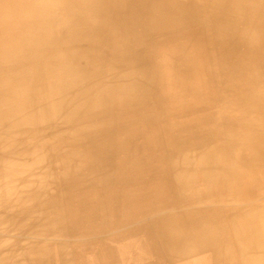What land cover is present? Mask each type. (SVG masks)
I'll use <instances>...</instances> for the list:
<instances>
[{"label": "rangeland", "instance_id": "rangeland-1", "mask_svg": "<svg viewBox=\"0 0 264 264\" xmlns=\"http://www.w3.org/2000/svg\"><path fill=\"white\" fill-rule=\"evenodd\" d=\"M52 1L0 19V264H264V0Z\"/></svg>", "mask_w": 264, "mask_h": 264}, {"label": "bare ground", "instance_id": "bare-ground-1", "mask_svg": "<svg viewBox=\"0 0 264 264\" xmlns=\"http://www.w3.org/2000/svg\"><path fill=\"white\" fill-rule=\"evenodd\" d=\"M258 1H262V0H248V2H250V4H255V3H257ZM34 2L35 3H37V0H34ZM43 2L44 1H41V3L43 4ZM27 4H29V3H27L26 2V0H0V19H2V20H5L6 19V25L7 24H9L10 23V20L11 19H16V18H18V17H23V15H25V14H29V12H27L28 10H30V5H28V7L26 8L25 7V5H27ZM50 4H57V0H53L52 2H50ZM181 7V6H180ZM183 7V6H182ZM53 8H54V6H53ZM251 9H252V7H251ZM262 10L264 11V6L262 7ZM183 11V10H182ZM191 13V12H190ZM257 17L261 20V26H263L262 25V23H263V21H264V18H263V13H261L260 14V12H257ZM23 18H28L27 16H24ZM224 18V17H223ZM223 21H225V20H223ZM217 23V22H216ZM215 24V23H214ZM5 25V24H4ZM217 25V24H216ZM8 27H9V25H7ZM224 26V25H223ZM5 27V26H4ZM3 27V28H4ZM225 28V27H224ZM14 29V28H13ZM3 30V29H2ZM5 30V29H4ZM19 28L18 27H15V32H13L12 34H10V32H8V31H4V33L2 34V32L3 31H1L0 32V52L2 51V50H4V52H7L9 55L7 56V62H9V60H11L16 54L14 53V48L12 47V45H15V43H12V42H15V37H16V35H17V33H19ZM213 32H214V30H213ZM222 32V31H221ZM235 33V32H234ZM247 34H248V32H247ZM65 35V34H64ZM227 35V34H226ZM235 35H237V33L235 34ZM241 35H243V34H241ZM238 36V35H237ZM234 38V37H233ZM235 39V38H234ZM240 39V38H239ZM263 40V39H262ZM225 41V40H224ZM264 41V40H263ZM262 41V42H263ZM9 42V44H8V46L5 48V47H3L2 46V43H8ZM261 42V43H262ZM243 45V44H242ZM246 45V44H245ZM253 45H254V43H253ZM258 45V44H257ZM248 47V46H247ZM261 48H262V46H261ZM245 50V49H244ZM246 51V50H245ZM247 53V52H246ZM18 55H19V53H18ZM25 55V54H24ZM247 55V54H246ZM250 55V54H249ZM248 56V55H247ZM0 58H1V56H0ZM6 58V57H5ZM3 59H4V57H3ZM13 60V59H12ZM191 61V60H190ZM17 62V61H16ZM15 63V62H14ZM10 64H11V62H10ZM8 67L10 66V65H8V64H6ZM12 66H13V64H12ZM223 67V66H222ZM224 69V68H223ZM223 71H225V70H223ZM25 74V73H24ZM228 74V73H227ZM229 75V74H228ZM24 76V75H23ZM229 78V77H228ZM227 78V79H228ZM1 79V78H0ZM15 79V78H14ZM231 79V78H230ZM229 79V80H230ZM2 82V81H1ZM5 82V81H4ZM227 82H228V80H227ZM232 84V83H231ZM18 85H20V84H18ZM143 85V84H142ZM229 85V84H228ZM13 86V85H12ZM25 86H26V84H25ZM32 86V85H31ZM46 86V85H45ZM18 87V86H17ZM231 87V86H230ZM117 88V87H116ZM120 90V89H119ZM256 90V89H255ZM196 91V90H195ZM111 92H112V90H111ZM26 93V92H25ZM254 93H255V91H254ZM253 93V94H254ZM31 94V93H30ZM112 94V93H111ZM249 95H251V94H249ZM2 96V95H1ZM31 98H33V97H31ZM254 99V98H253ZM4 100V99H3ZM251 100H252V98H251ZM19 101H20V99H19ZM26 101H27V99H26ZM210 102H211V100H210ZM115 103V102H114ZM201 103V102H200ZM108 104V103H107ZM8 105H9V103H8ZM26 105H27V103H26ZM190 105V104H189ZM2 106V105H1ZM177 108V107H176ZM117 113V112H116ZM6 114V113H5ZM61 114V113H60ZM264 114V113H263ZM5 116V115H4ZM150 118V117H149ZM260 118H261V116H260ZM18 119V118H17ZM145 119V118H144ZM208 119V118H207ZM263 119H264V117H263ZM3 120H5V119H3V118H1L0 117V121L1 122H3ZM60 120V119H59ZM254 120V119H253ZM17 122H20L19 120H17L16 121V124H17ZM22 122V121H21ZM136 122V121H135ZM11 123H13V121H11L10 120V124ZM133 123V122H132ZM15 124V125H16ZM27 124V123H26ZM30 125V124H29ZM126 125V124H125ZM130 125V124H129ZM186 125V124H185ZM117 127V126H116ZM29 129V128H28ZM249 130H250V132H252V135L253 134H257V135H259V134H261V132L262 131H264L263 129H259V125L257 126V128H256V126L254 125V123L252 122V127H250L249 126ZM29 134V133H28ZM27 134V135H28ZM199 135V134H198ZM20 136L22 137V134H20ZM185 136V135H184ZM191 136V135H190ZM65 137V136H64ZM27 138V137H26ZM38 138V137H37ZM188 138H190V137H188ZM38 140V139H37ZM180 140H181V136H179V137H172L171 136V141H170V143H169V145H173V144H178L179 142H180ZM187 140V139H186ZM185 140V141H186ZM220 140V139H219ZM183 141V140H182ZM189 141V140H188ZM187 141V142H188ZM50 143V142H49ZM181 143V142H180ZM213 143V142H212ZM263 144H264V142H263ZM43 145H45L44 143H43ZM58 145V144H57ZM56 145V146H57ZM163 145V144H162ZM209 145V144H208ZM192 146H193V144H192ZM51 147V146H50ZM170 146H168V148H169ZM205 147V146H204ZM39 148V147H38ZM170 149V148H169ZM190 149V148H189ZM189 149H187L186 150V152H185V154L190 158V159H192V157H191V155H193V152L195 151L194 149L193 150H189ZM201 149V147L200 146H198V148H197V150H200ZM56 151V150H55ZM58 151H60V150H58ZM44 152V151H43ZM140 152V151H139ZM57 153V152H56ZM149 153V152H148ZM181 153V152H180ZM201 153H206V154H204V160L203 159H201V161H203V162H201L202 163V170H200L199 171V173L200 174H202V171L204 172V171H206L207 172V170L208 169H211L212 170V168L213 169H215V165H216V157L214 156V154H215V151L214 150H212L211 151V147L210 146H206V148L205 149H202V151H201ZM178 153H177V151H174V150H171L170 151V158H172V157H174V156H176ZM128 155V154H127ZM194 158V157H193ZM27 159H25V164L27 165V161H26ZM128 160V159H127ZM186 161H188V158L186 159ZM192 161V160H191ZM232 161V160H231ZM228 162V161H227ZM223 163V162H222ZM114 165V164H113ZM227 166H228V164H226ZM225 165V166H226ZM233 165H235V164H233ZM23 166V165H22ZM29 166V164L27 165V167ZM200 168V167H199ZM218 168V167H217ZM233 168V167H232ZM165 169V168H164ZM219 169V168H218ZM166 170V169H165ZM184 170H186L185 168H184ZM228 174V173H227ZM175 175V177L177 176V174L175 173L174 174ZM196 175V174H195ZM107 177V176H106ZM125 177V176H124ZM124 177H122V178H124ZM204 178V177H203ZM130 179V178H129ZM233 179H234V177H233ZM29 180V179H28ZM32 182V181H31ZM59 182V181H58ZM61 183V182H60ZM185 183V182H184ZM183 183V184H184ZM182 184V185H183ZM186 184V183H185ZM176 186H178L179 187V185L178 184H175ZM32 186H33V184H32ZM137 187V186H136ZM149 187V186H148ZM190 187H191V185H187L186 186V191H188V190H190ZM134 189H136V188H134ZM152 189V188H151ZM116 192V191H115ZM92 193V192H91ZM114 193V192H113ZM90 195V194H89ZM88 195V196H89ZM95 195V194H94ZM42 197V196H41ZM43 198V197H42ZM51 198V197H50ZM185 198V197H184ZM34 203V202H33ZM40 205V204H39ZM45 205V204H44ZM129 205V204H128ZM131 205V204H130ZM132 208V207H131ZM260 208H263V207H260ZM12 210H14V209H12ZM17 210V209H16ZM20 210V209H19ZM33 210V209H32ZM124 210H126V209H124ZM26 212V211H25ZM28 212V211H27ZM19 213V212H18ZM125 213V212H124ZM251 213H252V211H251ZM259 213H261V212H259ZM261 215V214H260ZM250 216H251V214H250ZM262 216H263V218H264V212H262ZM172 218V217H171ZM197 218H198V216H197ZM120 219V218H119ZM169 220H171V219H169ZM171 222V221H170ZM41 226H42V229L43 228H48V225H45L44 226V223H43V221H41V219L39 220V222H38ZM185 223V222H184ZM255 223V222H254ZM169 224V223H168ZM167 224V225H168ZM165 225V224H164ZM166 226V225H165ZM203 226V225H202ZM55 227V226H54ZM199 227V226H198ZM135 228H137V227H135ZM165 228V227H164ZM167 228V227H166ZM200 228V227H199ZM204 228V227H203ZM207 229V228H206ZM200 230V229H199ZM133 231V230H132ZM162 231V230H161ZM163 232V231H162ZM264 232V231H263ZM176 233V232H175ZM254 233V232H253ZM160 234H162V233H160ZM201 235V234H200ZM205 235V234H204ZM164 236V235H163ZM162 236V237H163ZM213 236V235H212ZM241 236V235H240ZM260 236V235H259ZM202 237V236H201ZM181 240L180 242L182 243V244H186V242L184 243V241H186V239H185V235H180V234H174V237L173 238H170V240L173 242V244H176V241L175 240ZM208 239H209V237H208ZM263 240V239H262ZM190 241V240H189ZM201 241V240H200ZM167 242H169V240H168V238H167ZM189 244V243H188ZM197 244V243H196ZM210 244V243H209ZM263 244V243H262ZM179 245V244H178ZM206 245V244H205ZM208 245V244H207ZM206 245V246H207ZM214 244H212V246H213ZM187 246V245H186ZM197 246V245H196ZM195 246V247H196ZM200 246H201V244H200ZM203 246H204V244H203ZM206 246H205V249H206ZM215 246V245H214ZM260 246V245H259ZM264 246V245H263ZM180 247V246H179ZM182 247V246H181ZM183 248V250H182V252L184 251V250H186L184 247H182ZM208 248V247H207ZM210 248V247H209ZM194 249V248H193ZM193 249H192V251H193ZM196 249V248H195ZM261 249V248H260ZM187 250H188V248H187ZM199 250V249H198ZM202 250H204V249H202ZM175 251V250H174ZM178 251V250H177ZM211 251V250H210ZM214 251V250H213ZM217 251V250H216ZM199 252V251H198ZM202 252V251H201ZM207 252V251H206ZM177 253V252H176ZM193 253V252H192ZM208 253V252H207ZM258 253H260V252H258ZM257 253V254H258ZM209 254V253H208ZM264 256V255H263ZM217 257H215V259H216ZM174 259V258H173ZM205 259V258H204ZM31 260V259H30ZM209 260H210V258H209ZM219 260V259H218ZM42 261V260H41ZM207 261V260H206ZM215 261H217V260H215ZM259 261V260H258ZM257 261V262H258ZM210 262V261H209ZM191 263V262H190ZM206 263H208V262H206ZM38 264H43L42 262H40V260H39V262H38ZM215 264V263H214ZM255 264H256V262H255Z\"/></svg>", "mask_w": 264, "mask_h": 264}, {"label": "crops", "instance_id": "crops-1", "mask_svg": "<svg viewBox=\"0 0 264 264\" xmlns=\"http://www.w3.org/2000/svg\"><path fill=\"white\" fill-rule=\"evenodd\" d=\"M173 169H174V171H176V168H175V166L173 167ZM186 184H185V183ZM184 183V184H183ZM175 184H178L179 185V187L178 186H176ZM183 184V185H182ZM174 185H175V187L179 190V189H181V188H184V187H182V186H187V185H190L189 184V180L187 179V178H182L180 175H178L177 174V176L175 177V180H174ZM179 195V194H178ZM180 196V195H179ZM182 198V197H181ZM169 240V242H167V245H170V244H173V242L170 240V238L168 239ZM176 241V244H181L180 243V239L177 241V240H175ZM172 247V246H171ZM181 250H183V248H181Z\"/></svg>", "mask_w": 264, "mask_h": 264}]
</instances>
